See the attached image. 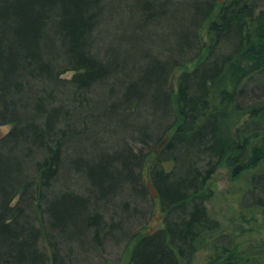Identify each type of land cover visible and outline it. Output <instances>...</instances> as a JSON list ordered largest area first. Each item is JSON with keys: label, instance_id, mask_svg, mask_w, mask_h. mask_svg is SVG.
<instances>
[{"label": "trees", "instance_id": "trees-1", "mask_svg": "<svg viewBox=\"0 0 264 264\" xmlns=\"http://www.w3.org/2000/svg\"><path fill=\"white\" fill-rule=\"evenodd\" d=\"M170 2L187 7L183 0L136 1L131 13L153 20L158 12H150ZM105 7L109 10L108 4ZM188 10L192 27L201 30L198 37L190 33L194 51L190 35H177V54L188 50L187 56L146 63L134 81L121 83L120 99L107 107L122 128L131 129L126 120L138 117L146 105L154 127L165 118L161 129L137 127L141 137L136 140L142 144L138 149L124 146L113 156L75 157L65 164V144L86 131L74 129L70 112L79 114L88 105L76 107L73 97L64 102V94L89 92L123 71L111 59L113 49L95 53L94 33L104 15L101 0H0V125L11 124L0 138V264H62L50 231L65 235L87 230L97 238L102 217L88 213V208L120 186L137 185L140 196L151 195L143 180L145 170L164 226L151 234L138 230L128 236L122 251L125 264H190L209 243L215 255L208 264H258L236 245L215 243L218 221L204 205L203 193L211 175L223 166L231 169V180L247 178L248 186L259 187L264 180L258 175L264 166V137L256 139L264 135V102L240 101L245 89L264 77V9L257 11L254 0H194ZM141 38L131 34L127 39L134 43ZM189 64L194 66L188 69ZM175 69L181 71L173 93L166 83ZM68 71L71 77L63 78ZM252 124L257 127L250 129ZM163 139L160 158L151 147ZM189 150L206 156L203 169L189 163ZM182 151L185 157L178 154ZM162 160L171 161V168L160 165ZM61 172L81 174L88 186L85 193L63 189L49 196ZM255 213V226L264 231L261 198Z\"/></svg>", "mask_w": 264, "mask_h": 264}, {"label": "rangeland", "instance_id": "rangeland-1", "mask_svg": "<svg viewBox=\"0 0 264 264\" xmlns=\"http://www.w3.org/2000/svg\"><path fill=\"white\" fill-rule=\"evenodd\" d=\"M136 1L137 4L143 2L146 4L150 0H101L104 15L102 14L101 25L97 27L94 33V39H96L95 53L97 54L103 48L113 49L111 59L121 64L123 71L116 73L115 77L107 80L103 86L94 87L89 92L73 90L70 95L68 93L64 94V102L69 103L73 97L76 107L81 103L88 105L85 107V111L79 114H77V111L70 112L74 129L78 130L84 127L86 131L82 136L65 144V164L67 159L74 160L75 157L93 159L105 154L113 156L124 146L138 149L142 144L136 140V138L140 139L141 137L137 127L140 128L145 125L148 128H158L160 130L165 123V118L160 119L157 121L158 127H154V122H151L152 116L148 112L150 110L147 111L146 105H143L137 112L138 117L136 114L133 118L126 120L131 129H124L120 126V120L117 122L118 119L115 115L109 114V108L107 107L111 102L120 99L118 93L121 83L134 81L139 76L137 71L140 68L144 69L148 63H152L154 60L164 61L165 63L170 62L172 59L177 60L180 56V58L187 56V53L191 50L194 51L193 34L195 33L198 37V33H201L200 28L192 27L190 23L192 11L188 9L190 3L194 0H183V3L187 1V7L185 5L179 8L173 6V4L175 5L173 1H177L179 4L181 0H172L173 3L170 2L167 6L156 7L150 13L158 12L159 15L160 12H166L165 18L157 15L149 21L143 20L144 18L141 19V15L138 16L136 12L131 13ZM254 2L257 11L264 9V0H254ZM107 4L109 10L105 7ZM172 18H176V20H171ZM132 26H138L140 30L134 31ZM191 32L193 33L192 36ZM184 33L187 36L190 35L188 39L190 51L187 50L186 54L182 56L177 54L180 45L177 35L179 37ZM131 34L141 35L143 40L141 38L142 41L130 42L127 38ZM202 41L204 44L208 41L205 33L202 35ZM131 47H135L136 50L131 52ZM225 50L226 44L222 46L221 53L224 54ZM193 66L194 64H189L187 68L191 69ZM180 69H175V72L170 73L167 77L166 87L173 93L177 88L176 75L182 70ZM71 75L72 71H68L62 74V77L67 79ZM37 89L43 88L39 87ZM245 90L246 94L244 93L243 99L240 100L243 104L252 103L253 101L264 102V77L256 78ZM110 92L113 95H109ZM27 98L24 96L21 102L23 105L27 103ZM22 112L24 111L22 110ZM85 115L86 118H84ZM255 127L257 125L252 124L250 129ZM10 129L11 124H1L0 138L4 137ZM261 137H264V135L256 139ZM161 146L162 144H153L151 147L159 157ZM194 151L190 152L189 150L188 161L203 169L207 158L202 154L194 156L192 153ZM178 154L182 155L184 152ZM159 163L167 169H170L172 165L171 161L165 160L159 161ZM66 168L64 170L68 172V167L66 166ZM61 173L53 187L48 190L49 196L63 189L75 193H85V187L88 186L81 174L75 172ZM258 175L264 179V166L258 172ZM145 178L146 170L143 172V180ZM259 180L261 181V178ZM248 182L254 183L253 180ZM263 183L264 180L259 187H256L255 185L248 186L247 178L244 177L231 180V169L223 166L217 168L211 175L203 193L207 198L204 205L209 214L218 221L216 225L219 226V231L214 236L215 243H224L228 246L236 245L240 252L247 253L251 258L256 257L258 264H264V231H262V227L258 229L255 226L256 224L259 225V216L255 213V206L258 205L260 198L264 200V192H261ZM137 189V185L134 188L127 185L120 186V188L118 187L107 195L106 198L94 201L91 207L88 208V213L97 212L102 217L97 238L92 231L87 230H83L80 234L74 231L72 234L67 233L65 235H60L51 230L50 241L53 249L58 252L61 263L125 264L127 257L126 254H122V251L128 236L138 230L151 234L161 229L164 226L163 214L160 211L158 201H152L149 194L145 197L140 196ZM262 189L264 191V188ZM17 198L18 196L14 198V201ZM26 213L29 217H33L31 212L27 211ZM172 219L177 220L176 216H173ZM44 244L45 242L41 240L40 246L43 247ZM45 246H48V243ZM212 246L213 244L209 243L206 247L197 251L190 264H208L215 255ZM48 248L50 247L48 246ZM48 248L47 251L50 253ZM43 264H51V262L46 261Z\"/></svg>", "mask_w": 264, "mask_h": 264}, {"label": "water", "instance_id": "water-1", "mask_svg": "<svg viewBox=\"0 0 264 264\" xmlns=\"http://www.w3.org/2000/svg\"><path fill=\"white\" fill-rule=\"evenodd\" d=\"M219 1H222V0H219ZM165 142V139L162 140V143L163 144ZM145 184H146V187L147 189L149 190L150 194H151V197H156L157 196V193L156 191L154 190L149 178H148V175H146V178H145Z\"/></svg>", "mask_w": 264, "mask_h": 264}]
</instances>
